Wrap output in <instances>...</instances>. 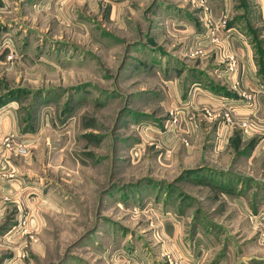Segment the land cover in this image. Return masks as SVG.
<instances>
[{
    "label": "rangeland",
    "instance_id": "obj_1",
    "mask_svg": "<svg viewBox=\"0 0 264 264\" xmlns=\"http://www.w3.org/2000/svg\"><path fill=\"white\" fill-rule=\"evenodd\" d=\"M38 1H0L15 44L0 64V110L15 111L13 142L29 144L10 158L23 194L20 209L0 207V264H257L264 101L234 110L224 141L220 104L237 106L228 95L238 83L213 95L216 107L206 102L207 48L228 28L252 35L264 81L256 0H227L226 10L224 0ZM186 13L207 25L189 51L172 33Z\"/></svg>",
    "mask_w": 264,
    "mask_h": 264
},
{
    "label": "crops",
    "instance_id": "obj_2",
    "mask_svg": "<svg viewBox=\"0 0 264 264\" xmlns=\"http://www.w3.org/2000/svg\"><path fill=\"white\" fill-rule=\"evenodd\" d=\"M4 3H12L16 0H0ZM19 1V0H17ZM40 0L38 1V3ZM224 7H222L223 10L229 9V5L227 0L222 1ZM256 5L254 7H258V11H254V17L251 18V24L255 27L259 26L261 27L260 30L257 32L258 36H264V0H256L255 2H252ZM222 5V6H223ZM232 8V7H231ZM220 8V10L222 11ZM216 12H220L217 11ZM188 14L183 18L181 16L180 22L175 25V27H178L172 33L176 36H181V40L178 41L179 44L183 45V49L186 51H189L190 49H193V46L199 42V35L204 31V28H206V23H204L205 17L200 16L197 18H194L195 16ZM217 15H213L214 19H216ZM176 19V18H175ZM178 19V18H177ZM177 19L175 21H177ZM244 22V21H243ZM206 25V26H205ZM237 25V24H236ZM241 25H239L240 27ZM237 28V27H236ZM242 28V27H241ZM238 29V28H237ZM259 29V28H256ZM239 30V29H238ZM260 32V33H259ZM13 31L10 29H7L5 27L1 26L0 23V64L4 60H6V54L9 53L8 51H14L15 50V44L12 39ZM222 36L223 42H219V44H210L207 48V58H209V66L211 65L210 74H211V80H210V86L208 85L207 93L209 94V97L206 98V102L210 103L212 106L216 107L218 105L217 99L214 98V96L222 97L226 96L228 89L232 88V83H228L227 81H232L238 83V86H236L235 90V97H231L228 95V101L235 103L237 106L235 108L237 113H244L245 115H249L251 112H254L255 105L259 106V102L264 101V81L263 76L261 75V72H258L257 68L259 66V58L258 53L256 51L254 41L252 40V35L250 33L246 34L245 30L241 29L239 34L235 35V31L233 34L225 35L223 32L220 34ZM206 39V38H205ZM217 39V38H216ZM197 41V42H196ZM202 44L207 45L206 41L204 40ZM223 49L224 53H232L235 54L237 57V67L235 68L234 72L230 75L227 71V60L223 56L220 55V50ZM190 59H186V61H179L187 62ZM199 62H204L202 60H198ZM264 63V62H263ZM182 75V74H181ZM229 75V76H228ZM184 76V74H183ZM197 81V82H196ZM196 81L189 84L191 92L200 90V81L196 79ZM263 82V83H262ZM223 83H227L229 87L224 88L225 85ZM198 86V87H194ZM189 90V89H188ZM248 94L252 96V102H250V105L254 104L253 107L249 108L250 105L245 104V97L243 94ZM214 95V96H213ZM192 96V93L187 94L186 92L180 94V96L177 98V101L182 104L189 100V98ZM203 97V96H202ZM202 97H200L202 99ZM198 98V97H197ZM199 101V99H197ZM239 102L244 103L243 105L239 106ZM235 107V106H234ZM257 108V107H256ZM254 110V111H253ZM13 110L7 111L6 110H0V153L3 152V146H1V140L6 135H12L13 139L12 141L18 140L22 137V135H18L20 131H18V128H16L17 122L14 117ZM17 119V118H16ZM223 138V141L226 140V135ZM25 140V139H24ZM222 141V142H223ZM16 160V159H15ZM12 171L17 172L18 167L16 166V162L14 163L12 160H10ZM16 164V165H15ZM18 174V172H17ZM12 186V190L9 194L10 200L9 202H2L3 206H0L2 208H6L7 206H15L16 209H20V196L23 194L21 190H19V180H11L9 182ZM9 189L8 185L5 186V190ZM25 202V200H24ZM176 244L181 249L182 253L185 256H188V254H191L190 249L193 250V248H188L185 244V240L181 237V240L179 242H176ZM256 249H252L255 253L253 257H255L258 260L257 264H264V247L263 246H256ZM193 260H197L198 258L195 256H188ZM250 257V256H248ZM247 260L246 255H242L239 257V262H245Z\"/></svg>",
    "mask_w": 264,
    "mask_h": 264
},
{
    "label": "built area",
    "instance_id": "obj_3",
    "mask_svg": "<svg viewBox=\"0 0 264 264\" xmlns=\"http://www.w3.org/2000/svg\"><path fill=\"white\" fill-rule=\"evenodd\" d=\"M228 34H233V30L231 29H226L225 35ZM216 41V39H214ZM223 55L224 52H223ZM229 62H228V74L232 73L235 69V60L233 56H228ZM243 96L246 98L245 104L250 105V96L248 94H243ZM222 107V116L224 118V122L222 125V131L221 135H226V132L228 129L233 125L234 119H233V111L235 110L236 107L230 104H226L225 101H222L220 104ZM206 112L208 113L207 115L209 118L215 117V113L212 111L210 112L209 109L206 108ZM242 126L245 129H249V125L245 122H242ZM28 142L27 140H20L18 143L13 142L12 140H9L8 137H3L1 140V146H3V152L7 151L8 155L6 153L5 156H2L0 153V201L3 202L4 200L8 199V196L5 194V186L8 185L9 189H12L11 184L9 183L11 180H14L13 178L15 177L14 172L11 170V163H10V158L11 154L13 155H18V156H27L28 155ZM177 264V263H175Z\"/></svg>",
    "mask_w": 264,
    "mask_h": 264
}]
</instances>
